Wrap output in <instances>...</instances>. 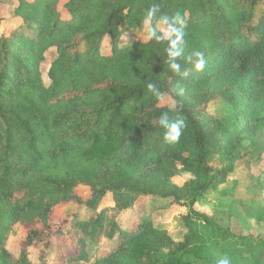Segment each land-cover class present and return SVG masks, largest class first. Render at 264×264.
<instances>
[{
    "label": "trees",
    "instance_id": "trees-1",
    "mask_svg": "<svg viewBox=\"0 0 264 264\" xmlns=\"http://www.w3.org/2000/svg\"><path fill=\"white\" fill-rule=\"evenodd\" d=\"M153 3L182 21L186 55L202 51L203 71L181 59L187 75L173 74L162 44H120ZM14 17L19 24L0 35V264H48L72 241L85 254L88 240L108 248L93 264H264V238L236 235L196 209L242 160L240 205L264 221V156L255 173L238 154L247 129L264 128V0H18ZM53 48L46 86L40 65ZM214 66L230 70L217 92L235 115L230 125L206 111L217 93L204 74ZM188 84L197 101L181 95ZM246 101L253 113L242 115ZM165 112L185 120L179 142L162 139ZM178 173L191 179L178 187ZM108 196L112 206H102ZM155 196L185 210L182 241L136 211ZM69 205L90 212L56 219Z\"/></svg>",
    "mask_w": 264,
    "mask_h": 264
},
{
    "label": "rangeland",
    "instance_id": "rangeland-1",
    "mask_svg": "<svg viewBox=\"0 0 264 264\" xmlns=\"http://www.w3.org/2000/svg\"><path fill=\"white\" fill-rule=\"evenodd\" d=\"M64 2L65 0H61V4ZM17 4L18 0H0V17L2 18L0 35L2 33H7L19 24V20L14 17V11ZM125 35L128 37L127 40L123 38ZM125 35L121 38V45L128 44L135 38H139L140 41L145 42L143 39L142 29L129 31ZM104 50L105 52H108V48L105 43ZM55 55V49H50L46 53L45 59L40 65V71L46 86L50 83L47 78V71ZM229 71L230 70L228 68L214 66L211 72L204 74L206 84L209 85L210 88L212 87L211 90H213V92L217 93L223 87L221 77L225 73H229ZM226 77L227 80L230 79L229 76ZM191 85L194 84H188L181 95L183 97L186 96V98H189L191 101H197L201 95L198 94V92H195V90L191 88ZM161 103L171 109L175 106L174 99L169 95H164ZM253 109L254 104H252L251 101H246L242 105L241 114L247 115L253 113ZM206 111L212 117H219L228 125L235 120L233 111L224 101L223 97H221L218 93L217 95L215 94L213 98L208 100ZM263 152L264 128L260 130L259 128L252 126L247 129V132L244 135V140L240 143L238 148V154L240 157L245 158L243 161L252 163L254 166L253 170L257 173L262 165V162H260L258 157L264 156ZM241 165L242 160L237 163V169L233 176L226 179L222 184H213L203 194L202 199H200L196 204V209L198 211L209 213L218 225L223 228H229L230 231L236 235H251L254 238H264V221L257 222L255 215L248 213L245 208H242L239 202V197H242V194L240 193L243 188V182L239 181L241 180V176H238ZM189 179H191L189 174L178 173L171 177L170 180L176 186L181 187L185 182L189 181ZM76 191L82 199L89 197L90 193L87 186H78ZM245 197L247 198V196ZM101 203L102 206H112L109 196ZM135 209L144 219L150 221L155 227L164 229L174 242L182 241L186 229L181 217L185 210L180 206L174 205L172 199H163L158 196L152 198H142L137 202ZM89 212V209L86 207L81 208L75 205H69L66 208H57L55 211V218L62 219L70 216H84ZM139 223L140 220L137 222V225ZM62 247L64 251L69 250V252H67L68 254L55 250L50 254L48 264H93L98 255L105 254V252H103L104 249L106 251L108 250V248L103 247L101 243L98 244V242H94L92 240L87 241L86 252L81 255L76 253V245L73 241L69 244L68 242H65ZM182 258L192 264H201L199 262H195L190 257L183 256Z\"/></svg>",
    "mask_w": 264,
    "mask_h": 264
},
{
    "label": "clouds",
    "instance_id": "clouds-1",
    "mask_svg": "<svg viewBox=\"0 0 264 264\" xmlns=\"http://www.w3.org/2000/svg\"><path fill=\"white\" fill-rule=\"evenodd\" d=\"M182 27V21L178 17L173 18L161 14L159 5L155 3L149 6L143 15L142 34L144 41L164 45L168 69L177 76L187 75L180 62L181 59H186L192 65V70L196 72L203 71L206 63L204 53L200 50H192L190 54L186 55ZM123 38L128 39L127 35ZM146 87L155 96L160 95L155 83L149 82ZM175 108L178 109V105H175ZM157 124L162 131L163 141L170 144L179 142L186 128L185 120L182 117L178 116L173 119L167 112L159 116ZM217 264H231V261L228 257H221L217 260Z\"/></svg>",
    "mask_w": 264,
    "mask_h": 264
}]
</instances>
